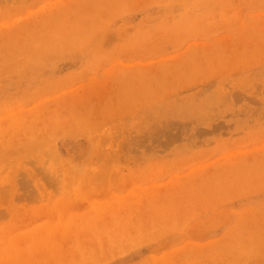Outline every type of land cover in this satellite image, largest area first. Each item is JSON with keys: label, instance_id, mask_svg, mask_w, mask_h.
Here are the masks:
<instances>
[{"label": "rangeland", "instance_id": "obj_1", "mask_svg": "<svg viewBox=\"0 0 264 264\" xmlns=\"http://www.w3.org/2000/svg\"><path fill=\"white\" fill-rule=\"evenodd\" d=\"M0 264H264V0H0Z\"/></svg>", "mask_w": 264, "mask_h": 264}]
</instances>
